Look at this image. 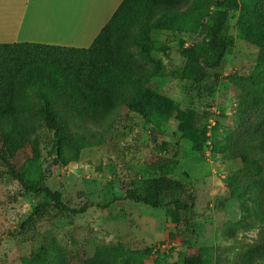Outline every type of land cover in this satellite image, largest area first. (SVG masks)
Listing matches in <instances>:
<instances>
[{"label":"rangeland","instance_id":"rangeland-1","mask_svg":"<svg viewBox=\"0 0 264 264\" xmlns=\"http://www.w3.org/2000/svg\"><path fill=\"white\" fill-rule=\"evenodd\" d=\"M159 1L138 0L125 16L122 66L137 77L109 88L99 114L77 116L72 127L85 142L64 146L58 155L45 139L50 134L34 124L36 132L45 134L40 155L26 150L12 157L29 180L60 192L71 207L93 206L78 216L50 212L16 238L44 195L25 193L9 177L0 180V264H184L196 254L204 264H264V186L254 183L258 176H251L254 165L247 163V154L264 161V109L252 107V90L264 86V63L258 62L253 42L264 40L257 13L264 0H231L233 45L211 78L200 84L185 79L180 51L209 42L208 29L225 0H162L164 9H152ZM48 61L79 69L87 81L116 63L105 41L91 52L0 48V102L12 98L19 74L25 70L28 77L35 76L33 65ZM145 88L192 112L199 138H183L179 121L160 101L146 99ZM22 96L40 101L31 89ZM139 99L144 101L141 112L127 107ZM24 116L29 122L35 119L29 109ZM157 161L167 162L163 173L179 179L195 197L188 225L183 213L181 225L173 223L169 196H163L161 208L125 199L134 181L155 173Z\"/></svg>","mask_w":264,"mask_h":264},{"label":"trees","instance_id":"trees-1","mask_svg":"<svg viewBox=\"0 0 264 264\" xmlns=\"http://www.w3.org/2000/svg\"><path fill=\"white\" fill-rule=\"evenodd\" d=\"M137 2L138 0H123L88 48L34 43L0 44V48L3 49L27 47L39 50L56 49L65 52H91L94 51L97 44L105 41L108 47L112 49L116 61L103 73L92 74L90 81L79 76V69L71 71L68 67L50 61L36 63L33 65L35 76L28 77L24 70L14 81L12 98L7 102H0V166L4 168L0 170V180L9 177L17 181L25 193L44 195L43 201L23 221L21 231L14 234L16 238L25 236L30 230L34 229L35 224L44 220L50 212H55L58 216L63 217L78 216L93 206L85 204L79 208L71 207L63 201L60 192L52 191L44 185L29 180L25 173L18 170L13 164L12 157L17 152L26 150H30L34 155H40V143L45 134L44 132H36L34 124L44 128L50 134L45 139L48 145L53 143V151L58 155L62 152L64 146L75 147L85 142V136L72 127L77 116L99 114L104 110V93L109 88H112L117 81L125 82L137 77V74H131L122 66L124 54L120 51V46L125 40L123 30L125 16L134 9ZM221 6L216 23L208 29L209 42L206 44L193 43L180 51L181 56L186 61L185 79L189 82L200 84L208 81L212 76L211 71L221 66L229 48L233 45V37L230 34L229 26L232 10L231 0H225ZM164 8L162 0L152 4L154 10ZM257 13L260 16L261 24H264V6L260 7ZM143 26H147V23ZM249 28H251V25L247 21V40H251L249 38ZM258 33H261V30ZM243 37L246 38V35H243ZM253 42L259 48L258 62L264 63V40L256 39ZM143 48L146 47L143 45ZM263 84L264 81L261 85ZM26 89L36 92L40 97V101L36 103L24 99L22 93ZM143 94L146 99L160 101L163 110L179 121V131L182 133L183 138L190 141H196L199 138L194 128L195 116L192 112L181 111L167 98L154 93L149 88H145ZM252 94L256 102L252 107L259 108L262 111L264 109V86L260 92L252 90ZM4 105L7 106V110L3 109ZM127 107L133 111L141 112L144 101L140 99L129 101ZM27 109L34 112V121L29 122L26 120L24 115ZM260 132L264 135V119ZM261 147L264 152V140ZM247 163L254 165V171L250 172L247 167V172H250L252 177L258 176V180L254 183L261 182V185L264 186V161L247 154ZM166 166L167 162L157 161L154 165L155 173L148 178L134 181L131 187L128 188L125 199L134 203L149 205L153 208H161L165 205L163 196H169V204L174 209L173 218L176 220L173 223L176 226L181 225V214L183 213L187 220L182 222L188 225L194 214L195 197L188 192L179 179L163 173ZM82 195V193L79 194V196ZM113 202L114 200L100 206L101 208H108ZM184 264H204V258L201 254L192 255L185 259Z\"/></svg>","mask_w":264,"mask_h":264},{"label":"crops","instance_id":"crops-1","mask_svg":"<svg viewBox=\"0 0 264 264\" xmlns=\"http://www.w3.org/2000/svg\"><path fill=\"white\" fill-rule=\"evenodd\" d=\"M123 0H0V44L88 48ZM84 35L82 42L80 37Z\"/></svg>","mask_w":264,"mask_h":264}]
</instances>
